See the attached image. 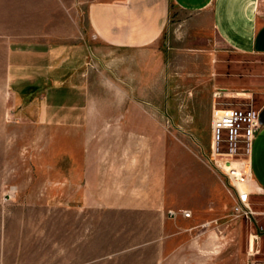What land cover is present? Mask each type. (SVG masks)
Returning a JSON list of instances; mask_svg holds the SVG:
<instances>
[{
    "label": "rangeland",
    "instance_id": "374dc122",
    "mask_svg": "<svg viewBox=\"0 0 264 264\" xmlns=\"http://www.w3.org/2000/svg\"><path fill=\"white\" fill-rule=\"evenodd\" d=\"M94 1L102 0H0V264H264V194L243 174L235 178L249 194L241 203L225 162L211 156L208 123L214 106L261 113L263 57L213 41L201 53L179 43L164 55L161 75L149 76L152 107L126 90L117 55L104 51L98 67L93 57V102L101 106L92 113L149 114L157 121L151 138L126 139L121 122L104 124L118 127L103 134L39 123L41 108L12 97L10 57L58 56L49 67L62 70L63 49L89 38ZM89 152L126 178L85 186L79 164ZM244 205L248 216L235 210Z\"/></svg>",
    "mask_w": 264,
    "mask_h": 264
},
{
    "label": "crops",
    "instance_id": "0c3cea01",
    "mask_svg": "<svg viewBox=\"0 0 264 264\" xmlns=\"http://www.w3.org/2000/svg\"><path fill=\"white\" fill-rule=\"evenodd\" d=\"M86 17L89 38L63 49V63L59 65L62 70L55 69L56 66L49 67L51 62L59 59L58 56L44 60L45 54L29 51L10 57L8 80L12 97L19 103H30L31 109L35 105L41 108L36 116L39 123L103 134L110 131L106 132V128L114 131L118 127L104 124L121 122L122 128L127 125L126 134L122 135L126 139L134 138L135 134L151 138L152 131L157 129L152 124L157 121L149 114L92 113V106L101 105L93 102L92 92L96 89L92 78L97 74L89 68V63L93 57L94 62H101L99 59L104 51L117 55V60L121 59L116 62L117 74L124 77L126 90L138 92L137 95L143 97L141 101L137 99L139 105L148 107L157 106L145 98L152 90L149 76L161 75L164 55L168 51L180 50L179 43L185 44L186 50L201 53L206 44L213 41L235 53L264 58V0H102L87 6ZM169 43L171 46L168 48ZM56 53L60 54L59 51ZM261 97L260 126L248 160L234 164L235 169L247 176L251 188L264 194V94ZM110 105L118 106V100ZM135 105L138 104L130 101L129 106ZM136 123H142L137 132ZM208 123L211 134L210 118ZM91 155L87 153L86 162L84 160L79 164L80 177L86 182L85 186H109L110 183H105L108 179L116 180L118 184L126 178L123 174L119 175L118 168L109 169L104 161L99 163L95 159L93 162ZM160 165L165 171L166 163L160 162ZM177 166L181 171L182 165ZM108 171L109 174L106 173ZM177 182L179 185L181 180H176V186Z\"/></svg>",
    "mask_w": 264,
    "mask_h": 264
},
{
    "label": "built area",
    "instance_id": "2783aa9c",
    "mask_svg": "<svg viewBox=\"0 0 264 264\" xmlns=\"http://www.w3.org/2000/svg\"><path fill=\"white\" fill-rule=\"evenodd\" d=\"M260 126V110L217 108L214 106L211 113V156L216 164L225 162L231 164L238 157H249L256 130ZM225 157L218 160L217 157ZM232 177L234 169L226 172ZM243 189V185H241ZM246 190V189H245ZM249 194L247 193L246 196ZM241 203H245L240 194ZM245 207V205H244ZM237 214L248 216V208L242 210L236 207ZM189 217L188 213L184 214ZM252 252L253 249L251 248Z\"/></svg>",
    "mask_w": 264,
    "mask_h": 264
},
{
    "label": "bare ground",
    "instance_id": "6f19581e",
    "mask_svg": "<svg viewBox=\"0 0 264 264\" xmlns=\"http://www.w3.org/2000/svg\"><path fill=\"white\" fill-rule=\"evenodd\" d=\"M132 150V149H131ZM226 166V170H232V169H234V174L232 175V178H234L233 180L235 181V183H236V185L239 187V190H240V194H241V196L242 197H244V199H246V195H247V192L248 191H246L245 189H243L242 187H240L241 186V183H239L235 178H239V179H241L242 178V175H243V173L240 171V170H238V169H235V164H227V165H225ZM239 172H240V174H239ZM249 198V197H248Z\"/></svg>",
    "mask_w": 264,
    "mask_h": 264
},
{
    "label": "water",
    "instance_id": "95a60500",
    "mask_svg": "<svg viewBox=\"0 0 264 264\" xmlns=\"http://www.w3.org/2000/svg\"><path fill=\"white\" fill-rule=\"evenodd\" d=\"M261 117H262V114H261ZM261 122H262V120H261Z\"/></svg>",
    "mask_w": 264,
    "mask_h": 264
}]
</instances>
